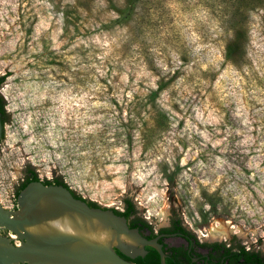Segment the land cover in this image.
Listing matches in <instances>:
<instances>
[{
	"label": "rangeland",
	"instance_id": "1",
	"mask_svg": "<svg viewBox=\"0 0 264 264\" xmlns=\"http://www.w3.org/2000/svg\"><path fill=\"white\" fill-rule=\"evenodd\" d=\"M114 6L0 0L1 205L34 172L263 250L264 0H141L110 26Z\"/></svg>",
	"mask_w": 264,
	"mask_h": 264
},
{
	"label": "water",
	"instance_id": "2",
	"mask_svg": "<svg viewBox=\"0 0 264 264\" xmlns=\"http://www.w3.org/2000/svg\"><path fill=\"white\" fill-rule=\"evenodd\" d=\"M3 127L0 117V140ZM16 206L8 210L0 203V264H133L122 257L174 252L169 244L145 240L112 209L89 207L63 185L32 181L19 191Z\"/></svg>",
	"mask_w": 264,
	"mask_h": 264
},
{
	"label": "flooded vegetation",
	"instance_id": "3",
	"mask_svg": "<svg viewBox=\"0 0 264 264\" xmlns=\"http://www.w3.org/2000/svg\"><path fill=\"white\" fill-rule=\"evenodd\" d=\"M6 110V108H4ZM26 180V176L23 181ZM60 180L55 179L49 185H59ZM70 189V188H69ZM73 196L78 198L73 190ZM81 199V198H78ZM84 199V198H83ZM91 208L107 209L94 206L85 200ZM17 208V206H16ZM15 208V209H16ZM13 209V210H15ZM110 209V208H109ZM113 212L126 219L130 229H137L145 240L166 243L174 250L173 255L161 256H135L122 258L133 264H264V249L260 251L247 249L235 241H208L205 235L195 236L182 222L180 217H173L165 226L156 227L148 218L139 212L131 199L123 201L120 210ZM120 213V214H119ZM123 213V214H122ZM2 235L14 238L6 231ZM18 244L17 240L13 241ZM245 252L241 255L240 249ZM246 253V254H245Z\"/></svg>",
	"mask_w": 264,
	"mask_h": 264
},
{
	"label": "trees",
	"instance_id": "4",
	"mask_svg": "<svg viewBox=\"0 0 264 264\" xmlns=\"http://www.w3.org/2000/svg\"><path fill=\"white\" fill-rule=\"evenodd\" d=\"M141 0H124V6L120 8H116L115 6L113 7L114 11L117 12V17L109 24L110 26H120L126 24L128 21L131 20L133 13L135 12L137 4ZM4 78H0V85L2 84ZM158 96L157 92H153L151 94L152 100H154ZM5 108V102L3 98L0 96V117L2 120L3 125L6 123V118H7V113ZM32 181H40L39 178L37 177L36 173L34 172H28L26 174V180L23 181L17 188L16 193H15V198L17 197L19 191L23 189L28 183ZM45 185L51 184V181H44L43 182ZM59 185H63L67 188H69L65 183H63L61 180L59 182ZM74 192V191H73ZM74 194L78 197L83 199L81 196L77 195L75 192ZM86 200V199H83ZM91 205L98 206V204L89 201ZM120 214V213H119ZM123 214V213H122ZM245 252L243 247L240 249L241 255ZM246 254V253H245Z\"/></svg>",
	"mask_w": 264,
	"mask_h": 264
}]
</instances>
